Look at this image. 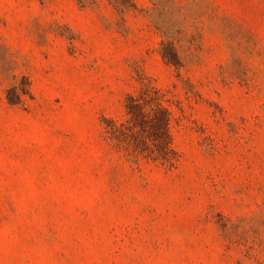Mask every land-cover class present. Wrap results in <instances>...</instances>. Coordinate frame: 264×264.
<instances>
[{"label":"rangeland","instance_id":"1","mask_svg":"<svg viewBox=\"0 0 264 264\" xmlns=\"http://www.w3.org/2000/svg\"><path fill=\"white\" fill-rule=\"evenodd\" d=\"M142 81L171 169L105 138ZM0 264H264V0H0Z\"/></svg>","mask_w":264,"mask_h":264},{"label":"trees","instance_id":"2","mask_svg":"<svg viewBox=\"0 0 264 264\" xmlns=\"http://www.w3.org/2000/svg\"><path fill=\"white\" fill-rule=\"evenodd\" d=\"M173 57V62L175 63ZM10 104L14 99L8 97ZM172 101L150 81H142L137 93L124 103L121 121L105 120L104 134L110 145L133 159H145L167 169L173 168L178 155L171 142L174 120Z\"/></svg>","mask_w":264,"mask_h":264}]
</instances>
